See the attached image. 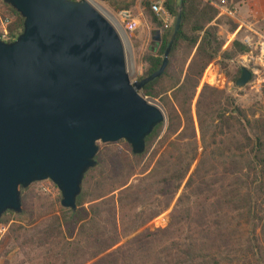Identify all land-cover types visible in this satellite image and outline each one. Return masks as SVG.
Listing matches in <instances>:
<instances>
[{"label":"trees","instance_id":"16d2710c","mask_svg":"<svg viewBox=\"0 0 264 264\" xmlns=\"http://www.w3.org/2000/svg\"><path fill=\"white\" fill-rule=\"evenodd\" d=\"M155 1L139 0L151 27L161 31V42L143 58L141 80L159 70L173 34L153 12ZM177 1L165 0L173 18ZM242 3L257 12L258 0H183L168 66L142 89L163 106L166 128L147 138L143 155L134 156L125 142L130 154L100 150L76 211L37 193L36 184L22 190L24 210L16 217L27 222L10 225L16 214L3 216L8 231L0 257L14 252L15 264H264V85L259 110L237 105L218 86H201L214 62L227 71L229 61L248 51L240 39L224 49L220 29L234 33L238 23L219 17L216 6L233 10ZM137 5L133 0L117 10ZM0 7L13 18L8 31L16 39L23 19L2 0ZM241 71L226 75L236 84ZM170 209L166 227L148 226Z\"/></svg>","mask_w":264,"mask_h":264},{"label":"water","instance_id":"95a60500","mask_svg":"<svg viewBox=\"0 0 264 264\" xmlns=\"http://www.w3.org/2000/svg\"><path fill=\"white\" fill-rule=\"evenodd\" d=\"M2 1L21 16L23 31L13 42L0 39V221L21 215L22 190L44 181L57 187L62 208L76 211L100 143L124 141L140 156L166 126L165 111L142 89L168 66L183 0L161 67L134 82L119 32L87 0ZM241 72L239 89L252 77Z\"/></svg>","mask_w":264,"mask_h":264},{"label":"rangeland","instance_id":"374dc122","mask_svg":"<svg viewBox=\"0 0 264 264\" xmlns=\"http://www.w3.org/2000/svg\"><path fill=\"white\" fill-rule=\"evenodd\" d=\"M98 6H100L102 9L106 10L108 13L112 15V17L116 20L118 23L121 31L126 35L127 39L129 40L130 43V49L126 50V57H127V66H128V73L130 76V79L132 82L134 81H140L142 76H143V58L150 53L151 48L155 46V43H160L161 42V31L154 29L151 27L149 21L147 20L146 16L144 15V12L140 6L139 0H138V5L137 7H132L130 9H121L117 10L118 7L124 6V5H130L132 4L133 0H91ZM142 1V0H141ZM159 1V0H158ZM92 4V3H91ZM93 5V4H92ZM94 6V5H93ZM96 8V7H95ZM122 11H129L131 12L133 18L136 21V28L133 31H128L125 29V25H123L120 22L119 18V13ZM5 21H8L9 24H11L14 20L11 17H8L4 15L2 8L0 7V34H1V28H2V23ZM173 21L174 18L171 17L170 24L172 22V26L170 29L173 27ZM169 30V29H167ZM225 30L223 28L220 29V34L222 32V36L224 35ZM160 37L158 41L155 40V38ZM227 39V37H226ZM239 57L235 58L234 60L229 61V69L227 71H222L220 64L215 63L213 66L208 71L207 78H214V71H217L218 77H217V82L215 83V86H218L221 89H224L226 93L232 97L237 105L242 106L246 109H260V106H258L259 102V96L261 94V89L257 92L256 89H254L252 86L249 84L246 85L244 88L239 89L237 88L236 84L233 82V80L230 79L226 75V73H230L231 75H235V70L240 68L237 64L236 61L239 60ZM217 66V68H215ZM207 69V70H208ZM242 69V68H241ZM207 72V71H206ZM205 72V73H206ZM205 75V74H204ZM206 83V82H205ZM205 83L201 84L204 85ZM201 85V86H202ZM201 88L199 89V91ZM150 100V99H149ZM152 101L155 105L160 107L162 110H164L163 106L158 100H150ZM165 111V110H164ZM261 111V110H260ZM166 113V112H165ZM166 128V126H165ZM124 142V141H121ZM121 142L115 143V144H99L100 150H104L106 146H110L111 148L115 150H120L124 155H127L129 152L126 150L125 146L121 144ZM125 144H127L125 142ZM128 145V144H127ZM157 144H154V146L149 150L147 155L145 156L144 162H147L153 151L155 150ZM129 146V145H128ZM130 148V146H129ZM99 150V151H100ZM131 150V148H130ZM130 154V153H129ZM133 179L131 182L136 183L138 179ZM35 189L37 193H43L50 197L52 200L60 198L61 201V194L57 187L50 181H44L40 183H35ZM182 192V190H181ZM181 192L178 194V196L181 194ZM173 205L171 208H173ZM171 209L162 213L158 218H156L154 221H152L148 226L152 228H164L168 225L170 219H169V213ZM17 215L12 216L10 225L13 223H26L27 221L24 218L16 217ZM8 231V229H7ZM16 257L14 252L7 257H0V264H15L16 262Z\"/></svg>","mask_w":264,"mask_h":264},{"label":"built area","instance_id":"2783aa9c","mask_svg":"<svg viewBox=\"0 0 264 264\" xmlns=\"http://www.w3.org/2000/svg\"><path fill=\"white\" fill-rule=\"evenodd\" d=\"M80 1V0H72ZM219 9V17L227 15L231 18H236L238 15L237 6L233 10H229L225 5H216ZM152 10L158 16L165 29H170L172 26L171 15L165 7V0H159L152 3ZM120 22L125 25V29L133 31L136 28V21L133 18L131 12L122 11L119 13ZM8 21L2 23L1 37L4 42H13L8 31ZM239 30L242 33L241 42L248 49L243 54L236 64L240 68H246L250 71L252 77L249 85L252 86L258 92L264 85V33L254 28L250 24L240 23ZM8 226L0 224V240L6 234Z\"/></svg>","mask_w":264,"mask_h":264},{"label":"crops","instance_id":"0c3cea01","mask_svg":"<svg viewBox=\"0 0 264 264\" xmlns=\"http://www.w3.org/2000/svg\"><path fill=\"white\" fill-rule=\"evenodd\" d=\"M257 6H258V8H257V10H255L257 12H254L251 10L250 6H248L245 3L237 5V10H238L237 19L236 18L235 19L232 18V19H234L238 23V28L234 33H229V32L224 31L225 32L224 35H226V37H227V42H226V45L224 47L225 50L230 49L232 42L234 40L240 39L242 37V33L239 30L240 23L250 24V25L254 26V28H256L257 30L264 33V0H258ZM220 35H222V32ZM215 63H219V61L214 62L211 66H213ZM211 66H210V68H211ZM215 68H217V66ZM209 69L207 70V72L205 73V75L202 79V84L206 82V83L215 85V83L217 82V77H218L217 71H214L215 76H214V78L211 79L210 77L207 78V74H208Z\"/></svg>","mask_w":264,"mask_h":264},{"label":"bare ground","instance_id":"6f19581e","mask_svg":"<svg viewBox=\"0 0 264 264\" xmlns=\"http://www.w3.org/2000/svg\"><path fill=\"white\" fill-rule=\"evenodd\" d=\"M90 4L92 3L94 5V7H96L113 25L114 27L117 29V31L119 32L122 41L124 43L125 49L129 50L130 49V43L129 40L127 39L126 35L121 31L118 23L116 22V20L112 17V15L110 13H108L106 10L102 9L100 6H98L97 4H95L93 1L91 0H87Z\"/></svg>","mask_w":264,"mask_h":264}]
</instances>
